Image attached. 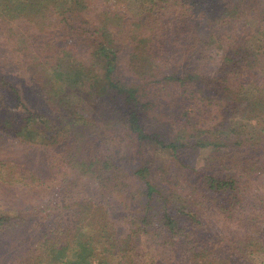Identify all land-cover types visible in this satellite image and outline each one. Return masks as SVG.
Here are the masks:
<instances>
[{
	"label": "trees",
	"instance_id": "1",
	"mask_svg": "<svg viewBox=\"0 0 264 264\" xmlns=\"http://www.w3.org/2000/svg\"><path fill=\"white\" fill-rule=\"evenodd\" d=\"M213 1L0 0V264H264V0Z\"/></svg>",
	"mask_w": 264,
	"mask_h": 264
},
{
	"label": "rangeland",
	"instance_id": "2",
	"mask_svg": "<svg viewBox=\"0 0 264 264\" xmlns=\"http://www.w3.org/2000/svg\"><path fill=\"white\" fill-rule=\"evenodd\" d=\"M213 1V0H212ZM218 0H215V3ZM214 2V1H213ZM217 8V7H216ZM213 6L211 7L210 11H215ZM91 12L96 15L97 14V8H94L91 10ZM200 20V19H199ZM135 18H130L129 23H127V29L129 31H134L133 29L136 27ZM212 57L209 60L210 67L214 70H218L220 63H221V57L217 53H213L211 55ZM13 75H11V78L18 84L22 83V77L21 73H17V70L14 69ZM24 94L26 101L34 105L36 108H41L40 105L37 104L36 99L33 98L32 94L30 93V90L28 88H24ZM105 144H106V139L105 137L103 138L102 141L98 142V145H101L100 151L105 150ZM28 151V150H26ZM23 151L22 147L18 145L17 138L12 136L11 134L8 133H3L0 131V201L3 202L2 200H5L6 202H9L12 198L17 196L18 188H16L15 184L12 183L15 180V177L17 175V164L20 163H28L31 164L32 166H36L37 169H39L42 173H47L48 168L46 164L44 163L43 160V152L38 153V155H30L28 152ZM156 156H160V164L164 168H176V163L172 162L170 157L167 159L168 155L162 154L160 150L154 149ZM153 152V151H151ZM176 162V161H175ZM202 164L201 156L199 157V160L197 162V165L200 166ZM159 166V165H158ZM157 166V167H158ZM177 169V168H176ZM159 172L161 170H158ZM1 173L3 179H5V185L1 184ZM4 196V197H3ZM30 201L31 199L28 198ZM14 202V201H13ZM1 206V203H0ZM17 232H9L6 233L3 236H0V254H2L6 249H9V253L11 254H19L23 251L22 247H15V244L11 243L12 239L15 240L14 237H18ZM19 238V237H18ZM12 248V250L10 249ZM242 261V260H241ZM246 264H248L246 262Z\"/></svg>",
	"mask_w": 264,
	"mask_h": 264
}]
</instances>
